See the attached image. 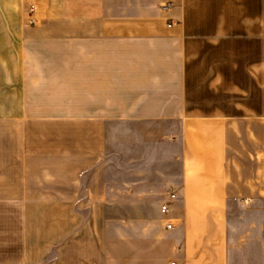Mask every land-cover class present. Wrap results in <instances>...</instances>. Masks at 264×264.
Returning <instances> with one entry per match:
<instances>
[{
  "label": "crops",
  "instance_id": "obj_1",
  "mask_svg": "<svg viewBox=\"0 0 264 264\" xmlns=\"http://www.w3.org/2000/svg\"><path fill=\"white\" fill-rule=\"evenodd\" d=\"M29 1L0 0V264H264V0Z\"/></svg>",
  "mask_w": 264,
  "mask_h": 264
},
{
  "label": "built area",
  "instance_id": "obj_2",
  "mask_svg": "<svg viewBox=\"0 0 264 264\" xmlns=\"http://www.w3.org/2000/svg\"><path fill=\"white\" fill-rule=\"evenodd\" d=\"M171 7H172L171 3H167L166 5L163 6V10L168 11ZM35 12H36V5L30 0L28 2L26 14H27L29 24H31V25H33L35 23V19H34ZM169 197L171 200H173L175 198L174 190L169 191ZM169 211H170L169 203L162 205L161 212L163 214H167V213H169ZM167 229L168 230L172 229V225H170V224L167 225Z\"/></svg>",
  "mask_w": 264,
  "mask_h": 264
},
{
  "label": "rangeland",
  "instance_id": "obj_3",
  "mask_svg": "<svg viewBox=\"0 0 264 264\" xmlns=\"http://www.w3.org/2000/svg\"><path fill=\"white\" fill-rule=\"evenodd\" d=\"M151 157L154 159L155 158V160H156V157H160V155H157V153L156 154H154V153H152L151 154ZM142 161V160H141Z\"/></svg>",
  "mask_w": 264,
  "mask_h": 264
}]
</instances>
